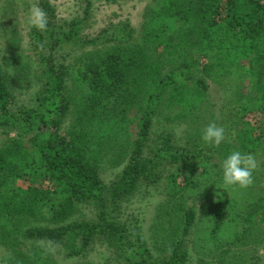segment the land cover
I'll return each mask as SVG.
<instances>
[{"label": "trees", "instance_id": "16d2710c", "mask_svg": "<svg viewBox=\"0 0 264 264\" xmlns=\"http://www.w3.org/2000/svg\"><path fill=\"white\" fill-rule=\"evenodd\" d=\"M47 4L37 0L51 17L47 30H28L34 48L74 46L81 40L74 38L76 21L59 23ZM115 31L116 37L106 40L115 41L108 52L82 55L86 61L79 69L64 60L55 64L51 56H38L35 65L21 53L20 59L11 57L14 62L0 65V240L11 256L8 264H56L42 249H19L18 229L30 217L37 222L25 230L27 240L54 242L79 229L72 239L79 235L80 246L66 257L106 244L123 264H186L184 239L168 240V254L154 257L142 237L139 215L124 217V205L141 187L157 181L163 182L168 198L156 209L171 198L176 203L181 192L195 195L200 214L192 206L179 207L181 217L170 228L174 236L182 231V238L192 229L199 234L195 243L203 257L222 261L227 250L217 253L220 238L244 248L252 245L255 251L252 243L264 235V180L253 171L250 186H224L222 161L233 151L260 152L264 177V0H153L145 5L138 29L125 23ZM15 37H7L6 46L18 51L21 39ZM88 42L94 40L80 47ZM175 56H182L184 74L170 63ZM198 59L204 64L194 68ZM189 68L195 69V78ZM213 80L225 93L219 115L209 94ZM32 87L30 101L17 104L15 95ZM72 104L73 118L62 129ZM256 112V122L242 119ZM154 117L184 122L185 145L171 144L173 134L165 129L152 139ZM209 124L224 129L218 147L202 140ZM153 145H158L154 151ZM120 164L106 183L101 173ZM212 173L218 177L208 178ZM200 175L206 179L198 182ZM19 179L32 184L22 188L16 185ZM78 203L100 208L93 223H64ZM254 255L238 250L226 260L250 264Z\"/></svg>", "mask_w": 264, "mask_h": 264}, {"label": "rangeland", "instance_id": "374dc122", "mask_svg": "<svg viewBox=\"0 0 264 264\" xmlns=\"http://www.w3.org/2000/svg\"><path fill=\"white\" fill-rule=\"evenodd\" d=\"M48 4L46 5L47 8H54L55 10V18L59 20V23L63 22H70L75 20L76 26L79 27L78 36L74 38L81 40H77L74 46L70 45V43H65L60 49L53 48L50 49L49 46H46L43 51H38L34 48V43L31 42L30 36L28 35V30L30 25L28 24V17L33 10V8L38 7L37 0H0V65L4 64V62H14V59H20L18 57V53L26 56V59L32 61L33 64L36 63L38 60V56H51L52 62L58 64L64 60V63L72 66L74 69H79L83 63L86 61L85 58H82V55H86L88 57H99L104 56L108 52V48L115 44V41L106 42V40L110 37H116L115 29H119L122 24H128L129 26L133 27L134 29H138L142 20V13L145 5L153 3V0H44ZM9 10H13L14 13H8ZM51 19L48 15L47 20ZM20 36L21 41L19 42V50H13L12 48L6 46L7 37L16 36L15 38ZM7 38V39H6ZM6 39V40H5ZM94 40L93 42H88L84 46L80 47L84 41ZM98 49V51H97ZM66 56V59L63 57ZM14 58V59H11ZM80 59H76V58ZM182 57V56H180ZM179 56H175L177 59H173L170 61L171 64L176 65V69H180L182 73L186 72L187 68L181 64L183 59ZM156 57L153 56L152 59ZM82 59V60H81ZM157 59V58H156ZM159 59H162L160 57ZM191 60V59H186ZM197 62H200V65L195 64L193 65L194 68H197L203 65V59H198ZM74 63V64H73ZM245 63V62H244ZM73 64V65H71ZM36 65V64H35ZM71 68V67H70ZM194 68H189L188 72L191 77L196 76V71ZM175 69V70H176ZM166 69H164L165 71ZM10 71V69H8ZM11 72V71H10ZM31 73V72H30ZM188 75V74H187ZM185 75V76H187ZM208 79V78H206ZM67 85L73 89V93L77 95L80 93L78 91V87L75 84L70 82V79L67 80ZM34 84V83H32ZM223 88L220 85H217L216 82L210 81L209 87V94L211 95L212 101L214 102V110L216 111L217 115H219V108L223 98L225 97V93H223ZM36 87L29 88L27 90L23 89V95H15V98L18 100V103H22L23 101H30ZM77 91V92H76ZM247 95H249L247 93ZM23 100V101H22ZM20 105V104H19ZM253 114V113H252ZM247 114L243 116V120H248L251 122H256L258 120L259 112H256L252 115ZM74 111H73V104L68 108L66 120L62 124V129L68 125L70 118H73ZM154 117L156 126L154 132L152 131V139L158 135V132L162 130L170 131L172 136L171 144H174L176 147H181L185 145V137H184V128L185 124L182 121H174L173 123L164 121L162 117L157 119ZM3 136L0 134V142L2 141ZM159 141V140H158ZM158 144V143H157ZM158 145H153L152 151ZM147 154V153H146ZM150 155H148L149 157ZM255 160V173L258 176L260 181L264 180V177L261 175L262 165L261 162L263 160V154L258 152L257 155H252ZM115 163V162H114ZM213 163V162H212ZM123 164H120L117 168L111 167L109 170H105L101 173L103 180L106 183H110V181L114 178V174L121 169ZM214 172H218V169L214 170ZM198 175L200 171L196 172ZM164 175V174H162ZM212 176L218 177L215 173L209 174L207 177L212 178ZM202 176H197V181H201ZM206 179V178H205ZM202 179V180H205ZM182 179H178V183H181ZM32 184L27 180L19 179L16 181V185L26 187L27 184ZM162 181H157L154 184L147 185V187H141L140 190L137 192L136 196L130 201L129 204L124 205L125 214L124 217L126 218L127 215H131V213L138 214L139 218H141V234L142 237L145 239L147 245L151 249V252L154 257H163L166 256L168 250H171V247L164 246L167 241H176L177 238L180 240L184 239L185 244L189 249V259L186 264H229L226 259L231 258L234 251L241 250L242 252L247 251L249 255L251 253L255 254L250 262L255 264H264V235L261 234L258 239L252 244L255 245V251L252 250V245L248 248H244L242 243L236 244H229L226 243L222 238H220L219 243L223 245L218 248L217 253H222L225 250V253L222 261L219 257L207 256L203 257L199 246L195 243V239L199 237V234H195L194 230L192 229L191 232L182 238V231L176 232L177 235L174 236L171 234L173 229L170 228L171 224L176 223L177 217L181 215L179 213V207L183 208L192 206L197 211L199 210L200 206H198L197 202L194 200L195 195L189 191L181 192L177 194L175 197H180L179 200H174L171 198L168 203L162 208H158L157 204L164 201L167 196V192L162 185ZM206 185H209L208 183ZM180 204V206H176ZM99 207L95 205H88L85 203H78L76 208L73 210L70 216H68L64 223L74 222L81 223V222H89L93 223L97 219V213L99 212ZM167 209V210H165ZM168 211V212H167ZM160 212L162 217H157V214ZM200 214V211H198ZM197 212V215H199ZM170 213V216L168 215ZM181 217V216H180ZM33 218H28L27 222H25L21 227L18 229V237L19 241L22 245L19 246V249H26L28 246L36 249H42L41 253L45 257H50L54 263L56 264H123L121 263L117 257H115L114 251L107 247L106 244H96L93 245V249L91 248L85 255L82 256H69L66 257L65 254L71 248H77L79 244L80 236L77 235L74 240L72 237L74 236V232L79 234V229L75 228V230L71 231L68 235H65L63 239L55 240L54 242L51 240H27L24 237V232L30 226H33L34 222L37 220H32ZM128 221L129 218H127ZM169 222H165L168 221ZM34 221V222H32ZM176 221V222H174ZM174 222V223H170ZM41 224V222H38ZM36 223V224H38ZM162 224V225H161ZM161 227H164V231L160 230ZM175 233V232H174ZM162 235L161 238H157ZM69 237H71V241H69ZM224 238V237H223ZM9 242V241H7ZM66 244H69L67 246ZM156 244V246H155ZM200 244V242H199ZM11 246V240L9 242ZM158 245L159 248H157ZM218 256V255H217ZM11 258L9 251L6 249V245L1 243L0 240V264H8L9 259ZM240 263V262H238Z\"/></svg>", "mask_w": 264, "mask_h": 264}, {"label": "clouds", "instance_id": "9594fccd", "mask_svg": "<svg viewBox=\"0 0 264 264\" xmlns=\"http://www.w3.org/2000/svg\"><path fill=\"white\" fill-rule=\"evenodd\" d=\"M28 24L38 31H46L48 26L46 12L39 7L33 8L28 17ZM224 139V129L215 124H209L202 135V140L212 147H218ZM255 166V160L251 154L244 155L240 151H233L222 161L223 185H239L242 188L250 186L253 182Z\"/></svg>", "mask_w": 264, "mask_h": 264}]
</instances>
